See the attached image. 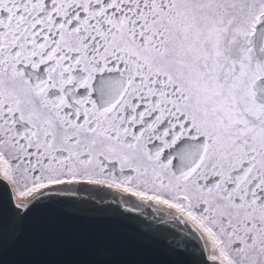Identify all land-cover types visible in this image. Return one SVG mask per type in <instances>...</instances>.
Listing matches in <instances>:
<instances>
[{
	"label": "snow or ice",
	"instance_id": "obj_1",
	"mask_svg": "<svg viewBox=\"0 0 264 264\" xmlns=\"http://www.w3.org/2000/svg\"><path fill=\"white\" fill-rule=\"evenodd\" d=\"M43 204L264 264V0H0V238Z\"/></svg>",
	"mask_w": 264,
	"mask_h": 264
},
{
	"label": "water",
	"instance_id": "obj_2",
	"mask_svg": "<svg viewBox=\"0 0 264 264\" xmlns=\"http://www.w3.org/2000/svg\"><path fill=\"white\" fill-rule=\"evenodd\" d=\"M153 214L161 223H176ZM162 231L110 207L43 204L21 236L9 232L0 238V264H198L203 258L193 241L188 251L170 248Z\"/></svg>",
	"mask_w": 264,
	"mask_h": 264
},
{
	"label": "bare ground",
	"instance_id": "obj_3",
	"mask_svg": "<svg viewBox=\"0 0 264 264\" xmlns=\"http://www.w3.org/2000/svg\"><path fill=\"white\" fill-rule=\"evenodd\" d=\"M142 211L145 212L146 214L150 213L152 215H154L153 213H155L159 217L161 216V217L167 218V220H170V218L165 214L164 211H156L153 207H150L147 205L142 206Z\"/></svg>",
	"mask_w": 264,
	"mask_h": 264
}]
</instances>
